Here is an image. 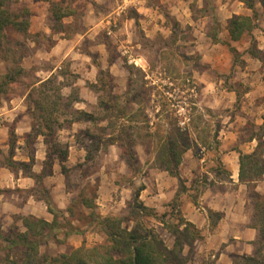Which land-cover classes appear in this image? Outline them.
I'll use <instances>...</instances> for the list:
<instances>
[{
	"label": "rangeland",
	"instance_id": "1",
	"mask_svg": "<svg viewBox=\"0 0 264 264\" xmlns=\"http://www.w3.org/2000/svg\"><path fill=\"white\" fill-rule=\"evenodd\" d=\"M64 2L74 15L63 20V33L54 34L46 3L9 0L5 5L11 15H23L29 22L23 32L12 26L5 32L8 46L17 56L25 55L20 61L29 75L25 83L62 75L58 82L63 103L72 106L59 116L48 137V145L59 143L68 152L60 164L43 137L32 129L25 133L34 124L28 90L0 97V166L24 176L35 175L33 170L40 168L30 190H4L3 198L15 210L0 215L1 231L33 216L32 208L37 215L33 217L51 222L43 200L47 196L64 217L58 218L60 231L39 248L51 256L106 241L101 226L90 220L91 210L101 218L117 219L130 231L152 230L168 248L175 242L170 225L185 221L181 210L187 202L205 209L206 232H216L221 214H210L206 208L210 191L235 198L239 194L246 200L249 218L254 207V219L257 199L264 207V198L256 192L262 178L248 184L234 181L238 151L253 152L257 146L250 140L253 136L263 135L258 152L264 157V9L259 0L255 28L237 42L229 38V21L252 15L241 0ZM59 40L57 55H46ZM4 71L0 60V77ZM14 105L16 110L8 115L6 110ZM173 131L179 145H188L178 178L163 171L157 158L160 138ZM109 136L118 143L109 145ZM11 145L13 153L23 149L25 163L7 166ZM33 155L44 158L41 163L29 162ZM168 177L172 184H167ZM167 189L174 194L150 200L157 190ZM197 230L200 239H192L187 231L180 237L183 246L176 264H213L211 256L225 247L214 240L207 245V233ZM229 244L236 247L232 238ZM195 247L203 251L202 260ZM254 251L253 257L263 263L259 235ZM10 254L18 255L15 250ZM238 257L232 261L242 264Z\"/></svg>",
	"mask_w": 264,
	"mask_h": 264
},
{
	"label": "trees",
	"instance_id": "2",
	"mask_svg": "<svg viewBox=\"0 0 264 264\" xmlns=\"http://www.w3.org/2000/svg\"><path fill=\"white\" fill-rule=\"evenodd\" d=\"M8 1L0 0V60L4 64L5 70L0 77V97H14L20 88L28 90L26 101L34 121L31 129L33 132L34 130L37 132V136L43 137L46 147L50 146L52 151L57 153V161L62 164L67 159V150H61L59 143L48 145V137L53 134L54 126L58 125L59 116H63L64 111L72 106L70 102L63 103L64 98L61 94L63 86L58 82V77L63 76L51 75L44 81L31 79L25 83L29 75L20 65V61L25 55L17 56L8 46L9 41L5 32L9 26H12L17 32H23L28 29L29 22L23 15H11L5 9ZM34 1L49 5L53 22L51 33H63L66 26L63 20L74 15L64 0L59 2L53 0ZM241 1L246 9L252 12V15H239L231 18L227 31L232 42H237L244 34L250 33L255 28L258 17L255 0ZM259 3L264 9V0H259ZM228 47L235 54V50L229 45ZM251 55L256 57L254 52ZM259 129L262 130V127ZM11 135L14 136V133L12 132ZM173 135L174 131L167 137L160 138L157 158L163 171L167 172L170 177L178 178V168L188 145H179L172 137ZM262 136H253L250 139L257 142L256 149L250 154L238 151V181L241 184L253 183L264 176V157L258 152ZM117 143L112 136H109V145ZM13 151L14 148L11 145L8 167H13L16 164L12 160ZM33 161L34 157H29V162ZM29 177L33 180L37 179L36 175H29ZM43 200L48 213L52 216L51 222L29 216L18 219L20 225L16 224L6 233L0 229V264H176L175 262L179 259V251L183 246L180 238L183 236L182 234L187 231L192 239H200V234L194 225L183 219H178V226L170 225L173 231L169 229V232L175 237V242L172 248H168L152 230L145 229L141 233L130 231L122 227L117 219L101 218L91 210L90 220L101 226L106 241L103 244L92 247L82 246L68 253L51 256L40 253L39 248L41 244H46L49 238H53L60 231L58 218L64 219V217L63 212L53 206L48 196ZM83 203L90 209L87 201H83ZM176 213L179 214L178 211ZM209 213L212 214L211 211ZM255 215L252 228L257 230L261 243H264V207L258 202V199L255 203ZM160 223L165 225L162 220ZM180 226H183L182 230L179 229ZM13 250L18 254L17 256H11L10 253ZM237 260H240L242 264H264L254 257L240 256ZM233 263L239 264L237 261H233Z\"/></svg>",
	"mask_w": 264,
	"mask_h": 264
},
{
	"label": "crops",
	"instance_id": "3",
	"mask_svg": "<svg viewBox=\"0 0 264 264\" xmlns=\"http://www.w3.org/2000/svg\"><path fill=\"white\" fill-rule=\"evenodd\" d=\"M48 31V32H47ZM44 33L47 35L50 33L49 29H46ZM65 41V40H63ZM62 40H59L58 43H56L53 48L49 51L46 52V55L52 56V55H57L58 51L57 48L61 47ZM16 105L13 107H10L6 110L7 114L10 115L14 113L16 110ZM19 129V128H17ZM17 129L15 130L17 132ZM31 130L30 126L25 129V133H28ZM23 133V134H25ZM22 135V134H21ZM20 144V143H19ZM21 146V145H20ZM7 147V146H6ZM1 148V147H0ZM21 151V153H20ZM14 152V151H13ZM16 152H18L16 154ZM4 153V152H3ZM44 155V154H43ZM34 160L36 163H41L43 158H40L38 156L33 155ZM12 160L14 162H21L25 163L26 162V157L24 156L23 149L21 150L16 149L15 153H13ZM41 165V164H40ZM33 173L35 175L40 173V168L37 170H33ZM180 176V175H179ZM182 176V175H181ZM169 178V177H168ZM236 181H238V175H235ZM170 179V180H169ZM166 179L167 184H172L171 178ZM259 186L256 188V192L264 198V176L262 177V181L259 182ZM33 186V179L30 178L29 176H24L21 171L18 172V174L11 172L8 170L5 166H0V215L3 212H6L7 210H15V208L11 207L9 205V202L6 201L3 198V192L4 190H12V191H23L26 192L30 190ZM159 194L156 192L151 196L150 200H158V196L161 194L163 196H170L171 194H174L175 191H172L171 189H167L165 192L157 190ZM211 195H209V199H207V209L213 213H220L221 218L219 219L217 223V228L216 232H206L208 231L207 227L209 224V217L206 215V211L204 208H196L193 206L191 203H185L183 205V208L181 210L182 216L185 219L186 222L191 223L192 225L195 226L196 229L204 230V232L207 233V236L210 239L204 240L207 245H209L212 240H214L215 243L217 244H224L225 247L223 250H220L219 252L217 251V256L213 255L211 258H213L215 261L213 264H233L232 258L235 257V255H240V256H247V257H253L254 256V242L257 239L258 232L254 228H252L253 225V212H254V207L251 206L250 210L248 211L250 216L246 214V209H245V203L246 200L243 198H240V195L237 194L236 198L230 194H221L219 192H213L210 191ZM230 200V204L229 203ZM39 202V201H37ZM221 202V203H220ZM30 204V202H29ZM151 206H157L155 203H150ZM13 205V204H12ZM31 214L33 216L35 213L32 212ZM229 228H232V230H228ZM235 228L240 229L241 231L235 234ZM234 240V243H236V247L233 245L229 244L230 239ZM206 245V248L208 246ZM195 251L197 254H199V259L202 260V252L198 247H195Z\"/></svg>",
	"mask_w": 264,
	"mask_h": 264
}]
</instances>
